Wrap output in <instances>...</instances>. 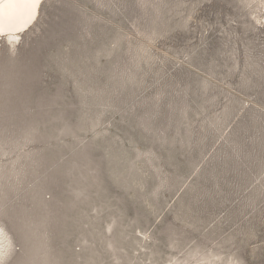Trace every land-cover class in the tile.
Here are the masks:
<instances>
[{
  "label": "rangeland",
  "instance_id": "1",
  "mask_svg": "<svg viewBox=\"0 0 264 264\" xmlns=\"http://www.w3.org/2000/svg\"><path fill=\"white\" fill-rule=\"evenodd\" d=\"M0 264H264V0H44L0 42Z\"/></svg>",
  "mask_w": 264,
  "mask_h": 264
},
{
  "label": "bare ground",
  "instance_id": "2",
  "mask_svg": "<svg viewBox=\"0 0 264 264\" xmlns=\"http://www.w3.org/2000/svg\"><path fill=\"white\" fill-rule=\"evenodd\" d=\"M44 0H39L37 5H29L27 7L20 6L10 9L7 4L4 5L3 31L0 32V42L3 37H7L12 45L16 44L19 36L28 31L35 22L40 7ZM10 242L8 236L3 230H0V256L6 245Z\"/></svg>",
  "mask_w": 264,
  "mask_h": 264
},
{
  "label": "snow or ice",
  "instance_id": "3",
  "mask_svg": "<svg viewBox=\"0 0 264 264\" xmlns=\"http://www.w3.org/2000/svg\"><path fill=\"white\" fill-rule=\"evenodd\" d=\"M39 0H0V32L3 31L4 5L7 4L10 9L20 6L37 5Z\"/></svg>",
  "mask_w": 264,
  "mask_h": 264
}]
</instances>
